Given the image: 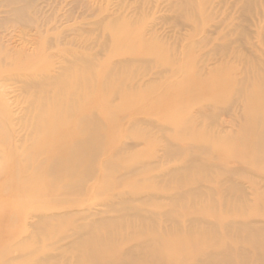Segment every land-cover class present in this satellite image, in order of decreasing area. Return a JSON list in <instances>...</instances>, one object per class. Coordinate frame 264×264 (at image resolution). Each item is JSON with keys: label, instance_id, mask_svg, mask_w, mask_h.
I'll return each instance as SVG.
<instances>
[{"label": "rangeland", "instance_id": "374dc122", "mask_svg": "<svg viewBox=\"0 0 264 264\" xmlns=\"http://www.w3.org/2000/svg\"><path fill=\"white\" fill-rule=\"evenodd\" d=\"M38 4L0 26V264H264V0Z\"/></svg>", "mask_w": 264, "mask_h": 264}, {"label": "bare ground", "instance_id": "6f19581e", "mask_svg": "<svg viewBox=\"0 0 264 264\" xmlns=\"http://www.w3.org/2000/svg\"><path fill=\"white\" fill-rule=\"evenodd\" d=\"M40 1L41 0H0V6H6V7L10 8V12L8 13V17L0 19V26H2L3 24L9 23V22L27 23L28 24V23H32V22L36 21L35 17L37 16V14L41 13L38 10V8H39V4L38 3ZM40 15H42V13ZM256 104H257V106H256ZM255 106L258 108V110L254 111V109H255L254 108L253 110H251V112H252V114L254 113V116L260 115V116H258V119H259V118L264 116V101L261 102V103H255ZM252 116L253 115H251V117ZM83 119H82V122H84V123L96 124L95 123L96 120L92 116H88V117L84 116ZM258 119L256 117V120H258ZM238 123L240 125V126L238 125V128H239V130L241 129L242 132L250 131L251 135H253V133H256V132L259 133L258 132L259 131L258 125H256V126L255 125L254 126L253 125L252 126L242 125L241 120H238ZM40 124H41V126L39 127V125H38L37 128H36L38 133H42L43 132L44 134H47V135H44V136L46 137V140H49L50 136H48V135H50L49 134L50 132L46 133V130L44 128L45 127L44 122H42ZM94 135H95V133L93 134V133L87 131L86 129H84L82 131V133L80 134V136L74 138V141L72 142L73 144H71L70 146L74 145L73 148H83L80 151V153H81V156H84L88 151L92 150V148H93V150H95V148H96V145L93 144V141L94 140L96 141V138H95ZM7 137H9V135ZM98 138L100 140L101 135ZM7 140H10V139H7ZM27 141H28V139H27ZM27 141H25V142H27ZM63 142L66 144L65 140ZM67 142H68V140H67ZM46 145L44 144L40 148H46ZM70 146L68 148H71ZM19 147H20V145H17V148H19ZM65 152H66L67 156L72 159V157H73L72 156V150L68 149ZM168 156L172 157V158L175 157V156H172L171 153H168ZM54 162L58 163V160H55ZM206 167H207V169H210L209 166H206ZM72 168H73L74 171L76 170L77 172H78V170H80V169L82 170V168H83L84 174H85V177L82 178V180L69 182V185L66 188V190H68L69 192L73 193V195H78V194H81L84 191L85 186L91 180L92 171L93 170L89 166L88 167L80 166L78 164V162H76V164H74V166ZM73 170H72V172H73ZM52 171H53V174L57 173L56 166H54V169ZM135 172H137L136 169L130 168V172L129 173H135ZM61 175L66 176V175H72V174H71V172L68 173L66 171V172H64ZM17 190L19 191V190H21V188H17ZM194 194L195 195H199V191H195ZM174 197L178 198L177 196H174ZM130 198L134 199L133 197H130ZM127 204L128 205H132L133 201L130 200V202H128ZM125 209L128 211L129 214H140L138 212V210H136L135 208L129 209V207H125ZM168 216L170 217V219L172 221H174L173 217H172V214H169ZM81 231L79 232V235H80L79 239H81V237L84 235L83 233H86L89 237H93V238H95V236H96V229L93 228L92 226L91 227H87V229H83ZM263 231H264V228L261 227L260 232H263ZM102 242L103 241L101 240V238H99L97 243L94 242V244H93L94 246H91V248L93 250L96 249V247H99V243L101 244ZM112 244H114V243H112ZM111 246L114 247V245H111ZM205 253H206V251L201 253V256L204 255ZM100 258H101V256H99L97 254L95 255L93 252H91V249L89 250L87 248L85 254H82L79 257L78 264H82L81 261L86 262L87 264H92L93 262H96L98 259L100 260ZM129 260H130V262L132 264H138L137 262H134L135 260H134L133 256L131 258L129 257ZM168 260H170V259L168 258Z\"/></svg>", "mask_w": 264, "mask_h": 264}]
</instances>
